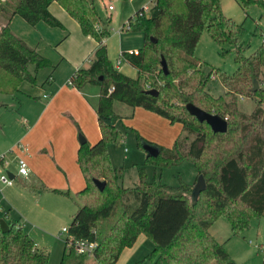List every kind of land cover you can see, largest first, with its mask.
I'll return each mask as SVG.
<instances>
[{"label":"trees","instance_id":"trees-1","mask_svg":"<svg viewBox=\"0 0 264 264\" xmlns=\"http://www.w3.org/2000/svg\"><path fill=\"white\" fill-rule=\"evenodd\" d=\"M239 2L244 10L252 5L264 8V0ZM53 3L77 22L83 36L98 44L89 68L75 71L70 86L83 90L92 85L100 90L96 114L101 138L95 144L79 145L76 162L86 185L74 198L81 206L73 216L61 264H86L89 255H77L68 247L71 238L96 243L91 256L97 264H117L141 235L153 243L148 256L153 264H235L210 229L223 218L233 236H239L249 229L252 217L264 219V46L246 58L240 51L238 70L231 76L216 69L207 73L195 58L203 33L208 32L218 45L233 43L239 35L233 20L222 15L221 1L155 0L148 13L138 11L128 25L129 31L144 35L142 49L122 54L138 70L134 80L109 60L105 42L111 37V19L100 20L94 0H0V94L14 96L23 83L36 86L37 76L30 66L36 73L50 66L48 59L14 34L11 23L19 17L32 27L44 22L53 29L63 28L50 12ZM162 59L168 75L162 70ZM213 75L228 98H215L208 92ZM52 77L46 81L51 82ZM255 82L259 88L253 92ZM153 90L157 96L148 94ZM240 99L256 101L251 114L239 110ZM115 103L140 108L180 126L174 146L165 150L151 144L160 152L146 160L167 168L193 162L206 182L197 201L192 197L189 201L190 185L149 184L143 170L135 188L123 187L120 171L112 168L107 150L108 144L121 139L113 124ZM187 104L227 120L228 132L215 134L205 122L200 124L187 112ZM190 137L194 139L190 141ZM138 141L143 148L139 135ZM95 180L105 183L102 192ZM62 194L71 198L68 192ZM6 222L9 232L0 227V264H49L48 255L38 250L19 219Z\"/></svg>","mask_w":264,"mask_h":264},{"label":"rangeland","instance_id":"rangeland-1","mask_svg":"<svg viewBox=\"0 0 264 264\" xmlns=\"http://www.w3.org/2000/svg\"><path fill=\"white\" fill-rule=\"evenodd\" d=\"M219 1H221L222 15L232 19L239 28L237 40L230 44L218 45L205 31L196 47L195 58L205 65L204 70L207 73L216 69L231 76L238 70L236 58L240 51L246 58L264 46V8L252 5L244 10L239 0ZM154 3L155 0H94L100 20L104 23L111 19L109 22L111 37L106 43L109 60L116 68L121 60L118 71L134 80L138 78V70L125 61L122 53H136L142 49L144 35L129 31L128 25L137 11L150 10ZM110 5L114 11L108 10ZM12 22L20 36L27 35L33 43H28L29 46L37 48V52L49 60L50 66L42 68L38 73L30 66V72L37 76V86L31 85L32 89L42 90L43 83L51 74L55 83L53 86L45 87L46 98L42 95L36 97L24 95L27 94L25 89L28 88L29 83L22 84L20 93L23 94L17 93L14 96L0 94V158L5 157L6 164L2 171H9L16 176L17 160L21 159L27 164L29 171L36 173L46 186L41 196L32 197V201L24 193L30 195L38 188L40 181L37 176H35L36 180L25 188L22 187L24 183L20 184V182H17L13 189L4 188L0 193V215L5 221L19 219L24 231L36 243L38 250L48 255L49 264H61L67 238L63 229L70 228L73 216L81 206L75 201V195L86 185L76 162L78 141L80 136H83L91 145L97 143L100 138L97 117L92 112L98 103L99 89L90 86L83 91L88 105H84L79 96L76 100L59 97L55 108L45 114L42 125L34 131V135L32 137L28 135L34 124L43 117L48 102L47 97L62 85H69L70 78L77 70L71 62L61 61L63 54L59 49L67 55H75L81 46V36H76L61 22L63 28H56L52 30L53 34L49 35L50 39L57 42L52 44L47 34H45L46 38L39 37L41 38L39 39L21 18L15 17ZM66 35L70 36L67 39L69 41L57 47L64 41ZM89 59L81 68H89L93 56ZM208 92L215 98H228L227 90L214 75L208 85ZM238 107L245 114H251L256 107V101L240 99ZM86 108L88 112H85ZM113 112L117 116L113 124L121 139L116 144H108L107 150L112 168L120 171L122 176L120 182L123 187L135 188L139 184V173L143 170L149 184L156 183L168 188L190 185L192 189L194 188L199 175L193 162L186 161L168 168L161 167L155 161L146 160L147 152L138 141L139 135L143 142L145 141L142 142L143 147L147 142L170 150L181 134L182 129L179 125L168 123L154 113L142 109L137 108L134 111L122 103H115ZM77 116H80L81 123L77 120ZM78 128L81 130L80 133L77 131ZM193 139L190 137L189 140ZM72 140L76 148L70 146ZM62 192L71 194V199ZM191 197L192 195H189V201ZM37 200L39 205H36ZM8 210L11 214L6 216ZM211 230L210 234L216 235L219 242L226 245L225 248L235 264H264L263 218L252 217L249 229L239 236H233L229 222L223 218H220ZM140 238L141 241L133 249L134 253L128 258L122 256L117 264H153L148 259L154 250L153 243L143 236ZM86 264L97 263L95 258L89 255Z\"/></svg>","mask_w":264,"mask_h":264},{"label":"crops","instance_id":"crops-1","mask_svg":"<svg viewBox=\"0 0 264 264\" xmlns=\"http://www.w3.org/2000/svg\"><path fill=\"white\" fill-rule=\"evenodd\" d=\"M109 7H112L111 5L109 6ZM109 7H108V10L109 11H114V8L112 9V10H110L109 9ZM142 10V9H141ZM140 11V10H139ZM50 12H51V14L55 17V18H57L59 21H61L65 26H66V28H68V29H70V31H73L74 32V34L76 35V36H81V46H80V49L77 51V53L75 54V55H73V56H71V55H67V53L66 52H62V49H59L60 50V52L63 54V57H62V62H64V63H69V62H71L72 63V65L74 66V68H76L77 70L78 69H80L81 67H84L85 65H86V62L87 61H89L90 59V57L91 56H93V54H94V50L97 48V46H98V44L96 43V41L93 39V38H91V37H85V36H83L82 35V33H81V30H80V27H79V25L77 24V22L76 21H74L73 19H71L70 17H69V15L66 13V11L60 6V5H58L57 3H53L52 4V6L50 7ZM138 12V11H137ZM13 21V20H12ZM27 23V22H26ZM27 25L32 29V33H35V34H37V37L39 38V37H41V38H46V36H45V34H47V38L48 39H50L49 38V35L50 34H53L52 32V30H54V29H52V28H50V27H48L46 24H44V23H41V24H39V25H37L36 27H32V26H30L28 23H27ZM23 26H25L24 24H23ZM18 27H21V26H18ZM50 28V29H49ZM11 29H12V31L14 32V34L15 35H17L19 38H21L23 41H26L27 42V44L29 43V44H33L31 41H30V39L28 38V36L27 35H25V36H20V34H19V31L18 30H15V27H14V25H13V22L11 23ZM17 29V28H16ZM18 29H20V28H18ZM51 30V31H50ZM30 31V30H29ZM41 38H39V39H41ZM70 38V36L69 35H66L65 36V39H64V41H62L61 43H59L58 45H57V47L58 46H60V44H62V43H64L65 41L66 42H68L69 40H67V39H69ZM36 39V38H35ZM32 40H34V38L32 39ZM91 41H93V42H91ZM50 43H52V44H55V43H57V42H55L53 39H50ZM106 43H107V41L105 42V45H106ZM28 44V45H29ZM92 46V47H91ZM62 47V46H61ZM106 47H107V45H106ZM90 48H92V50L90 49ZM35 49H37V48H35ZM89 50H91V51H89ZM136 53H137V51H136ZM122 54H124V53H122ZM71 57H73V58H71ZM76 70V71H77ZM75 73V72H74ZM53 76V75H52ZM53 79H52V81L50 82H45V83H43V85H42V90H34V89H32V87H31V85H28V88L27 89H25L27 92V94H24V95H30V96H40V95H42V97H44V98H46V96H47V94H46V91L44 90L45 89V87L46 86H53L54 85V83H55V79H54V77H52ZM71 79V78H70ZM70 81V80H69ZM69 84V83H68ZM37 86V85H36ZM90 86H92V85H90ZM90 86H87V87H90ZM87 87H85L83 90H77L76 88H72L71 86H70V84L69 85H66V84H64V85H62L61 87H59L58 89H56V90H54V91H52V95L51 96H49V97H47V100H48V102H47V104H46V106H45V111H44V114H43V117H41L35 124H34V127L31 129V131L29 132V134L28 135H30L31 137L34 135V131L38 128V127H40L41 125H42V123H43V121H44V119H45V114L47 113V112H49V111H52L54 108H55V106H56V104L58 103V98L59 97H65L67 100H69V98H71V99H75L76 100V98L79 96V99H81V102H83V104L84 105H88L87 103V100L86 99H84V95H83V91L87 88ZM94 87H96V86H94ZM22 88V87H21ZM21 88H20V90H21ZM99 89V88H98ZM99 92H100V90H99ZM19 94H23V93H20L19 92ZM50 94H51V92H50ZM83 98V99H82ZM97 98H98V103H99V93H98V95H97ZM98 103H97V105H96V107H94L93 108V114H95V116L97 117V114H96V109H97V106H98ZM138 109H140V108H138ZM135 111V110H134ZM70 112V111H69ZM85 112H88V109L86 108L85 109ZM71 113L73 114V111L71 110ZM77 120L81 123V118H80V116H77ZM71 121H72V119H71ZM97 122H98V117H97ZM76 123H74V125H75ZM98 130H99V128H98ZM77 131L80 133L81 132V130L78 128L77 129ZM100 131V130H99ZM100 138H101V131H100ZM100 138H99V140H100ZM98 140V141H99ZM75 142H74V140H72L71 142H70V146L72 147V148H76L77 146H76V144H74ZM95 144V143H94ZM80 144H79V141H78V146H79ZM80 147V146H79ZM79 150V149H78ZM18 161V160H17ZM6 167V165L4 166V168ZM7 168H8V165H7ZM32 169H33V171H35V169L32 167ZM81 172V171H80ZM32 176V177H31ZM35 176H37V178H38V180L40 181V185L38 186V188H36L35 190H34V193H32V194H30V195H28V194H26V193H24L26 196H27V198L29 199V200H31L32 201V197H36V198H38V196H41V194L43 193V190H45V188H46V186L42 183V180L40 179V177L38 176V175H36V173L34 174V173H32V172H30L29 171V175H28V177H21V176H19L18 175V173H17V175L16 176H14V178H13V180H14V185L12 186V187H7V186H4V185H0V193H2V191H3V189L4 188H8V189H13L14 188V186L16 185V183L17 182H20V184H22V183H24V185L22 186L23 188H25V187H27V186H29L31 183H32V181H35L36 179H35ZM20 180H23V181H20ZM82 190V189H81ZM80 191V190H79ZM78 192V191H77ZM71 199V198H70ZM36 205H39V200H37V202H36ZM7 213H9V214H11V211L10 210H8L7 211ZM16 219V218H15ZM14 219V220H15ZM20 223H21V221H20ZM23 228H24V226H22ZM212 229V228H211ZM210 229V231H212ZM212 235V234H211ZM141 236H143V235H141ZM213 236V235H212ZM145 239H146V237L145 236H143ZM213 237H215L217 240H218V238H217V236L216 235H214ZM139 241H141V238L139 237L138 238V241H137V243L132 247V248H127L121 255L122 256H127V258L129 257V255H132L133 253H134V251L135 250H133L137 245H138V243H139ZM218 242H219V240H218ZM219 243H221V242H219ZM225 247H226V245H225ZM127 251H129V252H127ZM127 253V254H126ZM121 256V257H122ZM121 260V258L119 259V261ZM119 261H118V263H119Z\"/></svg>","mask_w":264,"mask_h":264},{"label":"water","instance_id":"water-1","mask_svg":"<svg viewBox=\"0 0 264 264\" xmlns=\"http://www.w3.org/2000/svg\"><path fill=\"white\" fill-rule=\"evenodd\" d=\"M162 65V70L164 71L165 75H168V66L166 65V62L164 59H162L161 62ZM259 86L258 83L255 82L253 92H256L258 90ZM149 95L151 96H157L158 93L157 91L153 90L148 92ZM186 110L189 112L193 117L197 119V121L201 123H206L209 127H211L212 131L217 134H225L228 132L229 126L227 123V120L223 119L219 115H212L207 113L206 111H203L197 107H195L193 104H187L186 105ZM87 141L84 139L83 136H80L79 138V144L83 145ZM143 149L147 152V157H157L160 150L156 146H152L151 144L145 143ZM8 177L13 180L14 175L10 173L9 171L6 172ZM95 185L99 189L100 192H102L105 188V183L101 182L99 180H95ZM206 188V182L204 176H200L194 186L193 193H192V200L197 201L199 196L205 191ZM0 227L4 233L9 232L10 227H8L7 222L4 219L0 220Z\"/></svg>","mask_w":264,"mask_h":264},{"label":"built area","instance_id":"built-area-1","mask_svg":"<svg viewBox=\"0 0 264 264\" xmlns=\"http://www.w3.org/2000/svg\"><path fill=\"white\" fill-rule=\"evenodd\" d=\"M110 10L113 9V7H109ZM149 9H145L146 12H148ZM129 29V26H128ZM133 54V53H131ZM121 64V60L118 62V67H120ZM18 175L21 177H28L29 175V169L27 164H25V162L21 159L18 160ZM5 157H1L0 158V185H4L7 187H12L14 185V180L10 179L7 175V171H2L4 170V166H5ZM63 233H66L68 235L69 233V229H63ZM69 244L68 247L73 248L74 252L77 255H92L94 253V251L97 248V244H90L88 242L85 241H74V239H70L69 240ZM264 250V248H263Z\"/></svg>","mask_w":264,"mask_h":264}]
</instances>
